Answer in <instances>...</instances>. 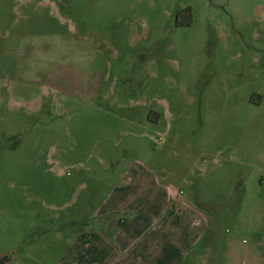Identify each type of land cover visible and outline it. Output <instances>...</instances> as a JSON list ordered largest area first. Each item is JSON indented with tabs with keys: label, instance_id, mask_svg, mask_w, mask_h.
Instances as JSON below:
<instances>
[{
	"label": "rangeland",
	"instance_id": "1",
	"mask_svg": "<svg viewBox=\"0 0 264 264\" xmlns=\"http://www.w3.org/2000/svg\"><path fill=\"white\" fill-rule=\"evenodd\" d=\"M167 187L213 225L183 264H264V0H0L1 264Z\"/></svg>",
	"mask_w": 264,
	"mask_h": 264
},
{
	"label": "crops",
	"instance_id": "2",
	"mask_svg": "<svg viewBox=\"0 0 264 264\" xmlns=\"http://www.w3.org/2000/svg\"><path fill=\"white\" fill-rule=\"evenodd\" d=\"M106 206L108 203L102 217L125 213L123 218L104 223L105 228L115 230L114 238L99 232L80 238L73 264H183L185 257L211 236L213 225L208 213L171 187L153 189L143 202L137 198L131 204L127 200L114 208ZM138 212L144 214L134 218Z\"/></svg>",
	"mask_w": 264,
	"mask_h": 264
},
{
	"label": "water",
	"instance_id": "3",
	"mask_svg": "<svg viewBox=\"0 0 264 264\" xmlns=\"http://www.w3.org/2000/svg\"><path fill=\"white\" fill-rule=\"evenodd\" d=\"M2 263V261H0V264Z\"/></svg>",
	"mask_w": 264,
	"mask_h": 264
}]
</instances>
